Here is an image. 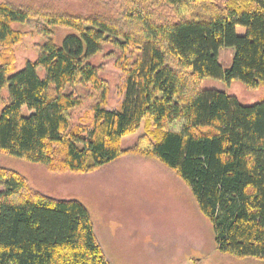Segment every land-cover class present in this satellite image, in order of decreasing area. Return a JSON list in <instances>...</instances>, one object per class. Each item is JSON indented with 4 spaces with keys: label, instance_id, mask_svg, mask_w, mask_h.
<instances>
[{
    "label": "trees",
    "instance_id": "obj_1",
    "mask_svg": "<svg viewBox=\"0 0 264 264\" xmlns=\"http://www.w3.org/2000/svg\"><path fill=\"white\" fill-rule=\"evenodd\" d=\"M119 2L118 19L0 2V91L8 88L0 151L72 174L127 154L153 158L190 189L219 251L264 260V99L242 105L202 88L205 78L238 80L248 89L264 82V0ZM159 8L174 19L157 17ZM193 12L199 17L188 19ZM30 22L43 41L37 57L14 73V47L25 33L13 25ZM55 28L70 32L58 43ZM106 42L145 53L127 71L117 110L106 108L107 87L90 62ZM221 47L234 48L228 69L219 61ZM78 84L93 85L99 99L90 108L91 126L70 129L71 111L83 104ZM142 122L144 134L123 149L122 138ZM0 264L110 263L81 202L46 196L0 167Z\"/></svg>",
    "mask_w": 264,
    "mask_h": 264
},
{
    "label": "rangeland",
    "instance_id": "obj_2",
    "mask_svg": "<svg viewBox=\"0 0 264 264\" xmlns=\"http://www.w3.org/2000/svg\"><path fill=\"white\" fill-rule=\"evenodd\" d=\"M218 4L222 0H215ZM15 6L46 11H61L79 16L98 14L120 18L119 0H0ZM157 17L174 19L170 11L159 8ZM199 17L193 12L187 18ZM36 23L13 25L25 33L14 47L15 72L28 60H34L42 44ZM239 35L243 27H237ZM56 42L70 31L52 29ZM234 48L221 47L219 61L224 69L231 65ZM145 57L139 46L126 50L103 44L90 59L98 77L107 87L106 108L117 110L125 94L127 71L139 58ZM44 77V69L37 67ZM205 90H218L234 96L242 105H253L264 99V82L248 89L238 80L205 78ZM76 92L83 104L71 111L70 129L90 127L91 106L98 101L99 91L91 84H78ZM8 100V88L0 91V112ZM28 109L22 108L27 114ZM144 134V122L133 134L121 140L123 149L133 147ZM86 137L87 134L82 133ZM0 167L23 175L31 188L56 199H73L88 210L95 234L108 256L110 264H264L257 258L237 259L219 251L214 242L213 228L200 212L190 189L170 169L153 158L124 155L96 171L84 174L55 173L42 164L32 163L0 151Z\"/></svg>",
    "mask_w": 264,
    "mask_h": 264
},
{
    "label": "crops",
    "instance_id": "obj_3",
    "mask_svg": "<svg viewBox=\"0 0 264 264\" xmlns=\"http://www.w3.org/2000/svg\"><path fill=\"white\" fill-rule=\"evenodd\" d=\"M95 232H96V230H95ZM96 236H97V233H96ZM97 238H98V236H97ZM99 241V240H98ZM100 243V242H99ZM102 247V246H101ZM102 249H103V247H102ZM103 251H104V254H105V256H106V258H108V256H107V254L105 253V250L103 249ZM108 260V259H107ZM108 262H109V260H108ZM110 263V262H109Z\"/></svg>",
    "mask_w": 264,
    "mask_h": 264
}]
</instances>
